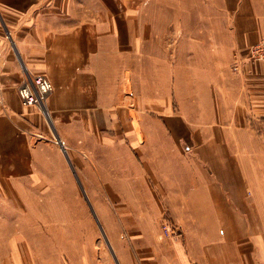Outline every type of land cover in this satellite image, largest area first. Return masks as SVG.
Segmentation results:
<instances>
[{
  "label": "crops",
  "instance_id": "0c3cea01",
  "mask_svg": "<svg viewBox=\"0 0 264 264\" xmlns=\"http://www.w3.org/2000/svg\"><path fill=\"white\" fill-rule=\"evenodd\" d=\"M174 1L0 0V264H264V0L198 25ZM37 73L45 113L17 93ZM45 186L86 192L110 246L19 230Z\"/></svg>",
  "mask_w": 264,
  "mask_h": 264
},
{
  "label": "rangeland",
  "instance_id": "374dc122",
  "mask_svg": "<svg viewBox=\"0 0 264 264\" xmlns=\"http://www.w3.org/2000/svg\"><path fill=\"white\" fill-rule=\"evenodd\" d=\"M203 1L204 0L174 1L177 6L178 22H192L195 25L202 24L203 17L201 16V9L204 4ZM172 4H174L173 1ZM46 188L48 187H43V190H35L30 195L28 209L25 208V206L18 207V210L22 212L19 215L33 217V223H19L17 225L19 230L23 232L33 231L35 234L39 232L54 233L60 231L66 232L68 236L72 233H79L83 239L70 240V243H72L70 247L75 249L81 247L95 248L110 246L105 237L106 234L104 228L96 215L95 209L91 207L86 192L81 191L78 193L68 190L65 192L47 191ZM163 222L174 228L171 234L168 235L164 232L161 225ZM163 222L160 223V228L163 234L170 237L174 236L177 233L176 225H173L166 220ZM95 233L97 235H95ZM89 237H91V239ZM40 243H42V240L34 238L35 247ZM79 253V251H75V255L67 256V263L85 257H80L78 255ZM85 258L88 259V257Z\"/></svg>",
  "mask_w": 264,
  "mask_h": 264
},
{
  "label": "built area",
  "instance_id": "2783aa9c",
  "mask_svg": "<svg viewBox=\"0 0 264 264\" xmlns=\"http://www.w3.org/2000/svg\"><path fill=\"white\" fill-rule=\"evenodd\" d=\"M250 58L264 59V37L260 38L255 44L249 47ZM52 89V84L49 78L37 73L28 78L17 87V93L20 101L26 106H36L40 111L47 112L45 101L47 95ZM162 228L166 234L173 232V227L167 223H162Z\"/></svg>",
  "mask_w": 264,
  "mask_h": 264
}]
</instances>
